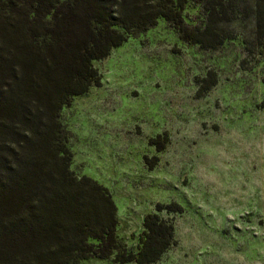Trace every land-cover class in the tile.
I'll use <instances>...</instances> for the list:
<instances>
[{
	"label": "rangeland",
	"instance_id": "rangeland-1",
	"mask_svg": "<svg viewBox=\"0 0 264 264\" xmlns=\"http://www.w3.org/2000/svg\"><path fill=\"white\" fill-rule=\"evenodd\" d=\"M185 16L200 24L199 2ZM233 27L237 37L212 50L160 19L94 61L101 84L63 109L73 169L109 188L122 245L138 251L145 216L178 204L161 212L177 242L152 264H264V46L244 41L252 17ZM210 71L218 83L205 91L198 79ZM165 133L158 152L150 140Z\"/></svg>",
	"mask_w": 264,
	"mask_h": 264
},
{
	"label": "trees",
	"instance_id": "trees-1",
	"mask_svg": "<svg viewBox=\"0 0 264 264\" xmlns=\"http://www.w3.org/2000/svg\"><path fill=\"white\" fill-rule=\"evenodd\" d=\"M196 1L197 25L185 16L190 0H0V264H83L93 256L152 264L176 244L175 225L161 214L178 212L176 203L145 216L138 251L121 244L109 188L73 169L62 112L101 84L94 61L160 19L215 50L237 37L234 23L247 29L252 17L244 41L264 46V0ZM198 80L209 91L217 73ZM169 140L165 133L150 144L162 152Z\"/></svg>",
	"mask_w": 264,
	"mask_h": 264
}]
</instances>
